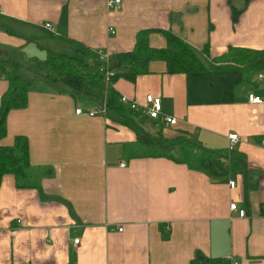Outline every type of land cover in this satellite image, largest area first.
<instances>
[{
  "label": "crops",
  "instance_id": "obj_1",
  "mask_svg": "<svg viewBox=\"0 0 264 264\" xmlns=\"http://www.w3.org/2000/svg\"><path fill=\"white\" fill-rule=\"evenodd\" d=\"M231 2L242 8L235 21L225 0H120L113 8L104 0H0V58L29 62L50 50L95 66L96 50L129 51L142 29L152 30L153 47L165 45L156 30H167L196 52L206 45L210 58L229 48L264 49V0ZM261 72L247 78L237 67L212 66L169 74L153 60L133 83L113 84L138 106L145 94L160 97L159 116L140 118L155 125L153 134L226 150L227 134L235 133L245 174L225 180L148 156L129 127L102 114H75L79 103L47 86L30 88L26 105L7 113L0 143L25 136L29 164L49 174L39 178V189L17 188L10 174L1 178L0 264H188L197 252L230 264H264ZM6 86L0 78V95ZM249 93L262 101L249 103ZM88 105L95 104L82 108ZM164 115L175 123H164ZM231 202L243 216L228 208Z\"/></svg>",
  "mask_w": 264,
  "mask_h": 264
},
{
  "label": "trees",
  "instance_id": "obj_2",
  "mask_svg": "<svg viewBox=\"0 0 264 264\" xmlns=\"http://www.w3.org/2000/svg\"><path fill=\"white\" fill-rule=\"evenodd\" d=\"M235 21L242 8H235L231 0H225ZM246 5V0H244ZM151 29H142L135 34L131 50L109 55V68L113 71L110 85L105 86L102 74L95 67L85 62L81 56H71L48 50L43 59H32L26 64L11 60L0 62V78L7 81L5 90L0 95V140L6 134V116L9 110L20 109L26 105L27 92L33 80L25 75V71L37 75L44 74L43 81L55 93L67 94L75 101L94 103L98 106L105 103L106 118L116 124L129 127L136 136L139 147L148 156H160L175 163L186 164L190 169L204 172L210 179L225 180L230 175L245 174L246 162L243 153L234 150H214L201 146L198 142L177 136L166 139L160 134L144 131L136 122L146 117L140 109H132L119 100V93L113 84L122 78L133 83L136 77L148 73V63L160 60L169 74L192 73L203 71L207 67H237L247 78L264 69V49L229 48L215 59L208 57L206 45L201 52H196L181 38L167 30L160 31L165 38L163 47L149 44ZM210 59V60H208ZM214 64L208 65V62ZM44 70L42 73L40 70ZM140 107V106H139ZM150 150H149V149ZM10 174L17 188L39 189V178L48 175L44 169H36L29 164L27 139L16 135L10 145L0 143V181ZM230 264L224 257H207L196 253L188 264Z\"/></svg>",
  "mask_w": 264,
  "mask_h": 264
},
{
  "label": "built area",
  "instance_id": "obj_3",
  "mask_svg": "<svg viewBox=\"0 0 264 264\" xmlns=\"http://www.w3.org/2000/svg\"><path fill=\"white\" fill-rule=\"evenodd\" d=\"M104 1H105L106 7H108V8H113L114 6L118 5L120 2V0H104ZM42 25L44 28H46L50 31H53V28L49 22H44ZM108 32L113 33L114 32L113 28L109 27ZM95 52H96V55L98 57V64L96 65L95 69L99 73L102 74L104 85L105 86L110 85L111 84L110 77L113 75V71L109 68V63H110L109 55H107L106 53L102 52L99 49L96 50ZM257 77H258V79L264 78V73L257 74ZM119 100L121 103H123L124 105H126L129 108L140 109V111L149 118H156L158 116V114L160 112V108H161L159 96H153L151 94H145L144 104L140 107L137 105V103L134 100L129 99L125 96H120ZM247 101L249 103L255 104V103H260L262 100L258 96L253 95L252 93H249V94H247ZM104 110H105L104 102H102L97 107H91L88 105V106H85L84 108H82L80 106H76L74 108L75 114H79L80 112H84L88 116H93L97 112L103 114ZM161 120L167 124H173L175 122V118L173 116H168V115L161 116ZM226 138H227L226 148L228 150H232L234 148L236 142H237V135L235 133H229V134H227ZM122 164L123 163H120V165H122ZM227 183H228L229 187L234 186L233 180H229ZM228 208L230 210L237 211V214L240 217L244 215V210L238 209L234 202H231L228 205ZM117 230H121V227H118ZM77 241H78L77 239L72 240L73 243H77Z\"/></svg>",
  "mask_w": 264,
  "mask_h": 264
},
{
  "label": "rangeland",
  "instance_id": "obj_4",
  "mask_svg": "<svg viewBox=\"0 0 264 264\" xmlns=\"http://www.w3.org/2000/svg\"><path fill=\"white\" fill-rule=\"evenodd\" d=\"M1 57V56H0ZM18 55H15V56H12V60L13 61H18V62H20V63H22V64H26L27 62H23V61H21V60H19L18 59ZM216 58V57H215ZM215 58H213V59H215ZM208 60H210V59H208ZM0 62H4L5 63V61L2 59V58H0ZM212 64H214L213 63V61L212 62H208V65H212ZM25 71V75H27L29 72H27L26 70H24ZM42 73H44V70H40ZM33 73V72H32ZM36 77H38V79H35V80H33V83H32V85H31V87L30 88H33V86H35V87H37V88H39V87H44V86H47L48 87V85L47 84H45V82H43V81H40L39 79H41V80H43V78H44V74H39V75H37V74H35V73H33ZM27 76H29V75H27ZM37 84H40V85H37ZM77 103H79L78 105H80V107H83L85 104H87V103H84V102H82V101H76ZM96 114H100V113H96ZM95 114V115H96ZM141 118V117H140ZM137 119L136 120V122L141 126V128L144 130V131H146V132H150V133H155L156 132V127H155V125L151 122V121H149V120H141V119ZM149 149V148H148ZM150 150V149H149ZM208 264H211V263H208Z\"/></svg>",
  "mask_w": 264,
  "mask_h": 264
},
{
  "label": "bare ground",
  "instance_id": "obj_5",
  "mask_svg": "<svg viewBox=\"0 0 264 264\" xmlns=\"http://www.w3.org/2000/svg\"><path fill=\"white\" fill-rule=\"evenodd\" d=\"M261 73H264V72H261ZM151 95H152V94H151ZM159 98H160V97H159ZM160 103H161V100H160ZM99 105H100V104H99ZM104 105H105V103H104ZM91 107H97V106H91ZM160 111H161V108H160ZM159 113H160V112H159ZM100 114H101V113H100ZM102 115L105 116V110H104V113H103ZM158 116H159V114H158ZM158 116H157V117H158ZM157 117H156V118H157ZM160 118H161V117H160ZM174 123H175V122H174ZM174 123H173V124H174ZM166 124H167V123H166ZM170 125H171V124H170ZM120 163H123V162H120ZM122 165H123V164H122ZM122 165H121V166H122Z\"/></svg>",
  "mask_w": 264,
  "mask_h": 264
}]
</instances>
